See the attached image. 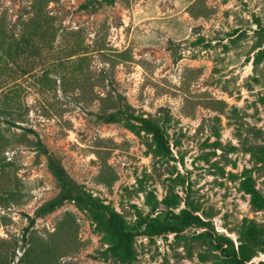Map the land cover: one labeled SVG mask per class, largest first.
Segmentation results:
<instances>
[{
	"label": "rangeland",
	"instance_id": "obj_1",
	"mask_svg": "<svg viewBox=\"0 0 264 264\" xmlns=\"http://www.w3.org/2000/svg\"><path fill=\"white\" fill-rule=\"evenodd\" d=\"M262 97L264 0H0V264H264Z\"/></svg>",
	"mask_w": 264,
	"mask_h": 264
},
{
	"label": "trees",
	"instance_id": "obj_2",
	"mask_svg": "<svg viewBox=\"0 0 264 264\" xmlns=\"http://www.w3.org/2000/svg\"><path fill=\"white\" fill-rule=\"evenodd\" d=\"M261 102L264 105V97L261 98ZM113 116H114L113 113L105 115L106 119H108V120H113ZM148 127L152 131L153 135H155V136L159 135L160 131L157 130L155 128V126H153L151 123H148ZM37 141H38V144L41 145V147H43V144L41 143L40 139H38ZM43 149H45V148H43ZM48 165L51 168L54 176L59 181L60 185L65 190V192L62 194L56 195L55 197L51 198L50 200H48L44 204L37 207V209L35 210L33 215H27L28 224L24 227V233L25 234L33 226L36 217H38L44 213H47L49 211H52L55 207H57L59 204H61L65 199L69 198L70 193L72 192L71 181L67 178V174H66L65 169L63 168V166L61 164H59L55 160V158L52 155L49 156V164ZM252 201L257 207H259V208L264 207V198L253 196ZM107 221L109 223V226L112 228V230L116 234H118L119 236H123V237H125V239H128L131 236V234L128 232H122V231L118 230L115 227V222L112 218L108 217Z\"/></svg>",
	"mask_w": 264,
	"mask_h": 264
}]
</instances>
